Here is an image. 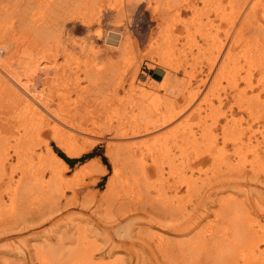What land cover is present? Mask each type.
Segmentation results:
<instances>
[{"label": "bare ground", "instance_id": "6f19581e", "mask_svg": "<svg viewBox=\"0 0 264 264\" xmlns=\"http://www.w3.org/2000/svg\"><path fill=\"white\" fill-rule=\"evenodd\" d=\"M140 1L150 0H0V112L8 114V117L5 118L0 116V206L4 205L7 210L11 211H4L10 215L11 219L7 220L8 222L1 218L3 216L0 217V239L7 240L11 237L12 231L21 232L29 230L34 227L33 225L42 224L48 218L45 213L52 214L64 207L81 205L95 214L100 210H103L105 214L111 213V211L117 212L115 216L112 215L113 212L109 214L113 218L115 217L110 220V223L113 224L117 223L120 217L125 219L133 213H144L150 216L149 219L140 218L145 220L147 227L150 225L149 228L155 227L165 233L140 235L147 228L140 229L133 234L127 231L128 234L129 232L132 234L133 240L130 241V246L138 245L137 248L139 247L138 250L141 254L144 253V246L150 249L156 264H164L167 261L174 264H200L201 256L206 260V264H225L227 260L231 261L229 264H238L240 260L233 251L232 241L235 238L243 237L242 228L244 227L239 224V216L236 214L238 204L234 203L235 200L232 202L233 205L226 204L229 205V208H225L228 209L227 212L222 211L232 215L230 224H228L231 228L229 227L223 236L207 238L198 232L199 235L192 233L186 238L185 234L182 239H177V236L180 235L178 233L181 223L184 222L183 218L178 215L180 212H177L181 209L176 207L181 198L177 199V205L170 212V203L172 204L173 201L169 203L170 199L164 198L167 195L164 197L161 195L163 197L161 198L158 196L160 194H157L156 197V194L152 196L151 192H147L144 193V197L137 195L138 197L134 198L132 193L134 190L140 191L154 186L153 181H149L151 177L148 172V163H145L147 155L143 156V150L150 157L153 165L151 169L155 171V178H160L161 183L164 181V187L174 192V197L179 186L174 184L176 181L170 182L168 178L163 177L161 169L163 162L168 158L171 167L176 165L173 164V160L177 159V155L174 153L171 155L173 149L182 154L186 149L198 148V150L201 149L209 154L208 158V156L200 155L203 152H195L194 156L197 157L187 159L189 169H194L199 163L207 161L212 166L215 164L228 165L231 160L229 157L235 154L234 158L238 167L234 168V173L223 172L220 166L218 176L209 177L210 183L216 179L214 184H219L221 188L225 183L238 181L236 179L240 177L243 180L245 171L240 164L244 161L242 156L247 150L249 153L252 152L253 158L260 161L261 156L258 157V149L264 146L262 134L264 128V100H262V93H264V0H190L185 2L184 8L188 6L191 8L189 11L192 12L196 9L195 12H202L205 15L203 18L199 13L196 14L197 16L193 18L194 21L192 18V20L190 19L191 23L189 19V22L181 21L183 29L186 31V35L183 37L186 38L183 43L185 48L190 52L196 49L194 53H191L192 60H198L197 57L200 54L207 61L206 68L208 70L205 79L200 77L201 75L195 74V62L193 67L190 64L191 67L189 66L190 69H188L183 66L186 59L181 61L179 58L175 61L174 56H170L173 49L168 53L166 51L168 48L161 47L160 49L150 44L147 47L144 44L147 37L143 40V35L151 32L150 30L153 28H158L159 34H167V37L176 35L175 31L181 29L177 25L179 12L183 8L182 4L179 5L181 0H168L169 4L166 3V0H153L154 4L166 3L163 5L166 7H160L162 13H160L159 20L156 19L159 22L155 19V22H152V20L143 17L145 21L142 22L146 34L142 33L145 29L142 30L141 27L142 31L138 30L134 35L131 33L127 14L131 15L136 4ZM199 2L201 6H199ZM132 6L135 7L132 9ZM156 7L155 5L152 7L153 11ZM107 11L113 12V15L108 14L115 22L109 28H106L103 23L108 20ZM72 22H79L81 26H86L89 32L86 40L78 41L67 35L66 27ZM102 26L105 28L103 29ZM199 37L201 39L198 42L196 39ZM174 39L177 40V38H172V42ZM171 40H168L169 43ZM156 42L158 41L156 40ZM179 45L177 43V47ZM171 47L174 48L175 45L171 44ZM134 48L138 49V53L145 50L143 52L145 56L142 55L143 59L147 57L152 59L154 64L160 62L164 64L165 67L161 68L164 71L161 80H156L154 78L156 75H149L146 83H143L144 81L138 83L141 74V60L140 58L132 60V56L136 52ZM178 50L179 52L183 51L182 45ZM132 52L133 55H131ZM42 54L46 55L42 56ZM82 56H88V59L80 60ZM38 61L44 67L43 73L42 69L39 71L41 74L35 67ZM98 62L99 65H97ZM179 66L183 68L182 76L188 74L187 80L182 81L178 76ZM46 79H49V83L42 87ZM192 80H195L197 87L193 85ZM201 83L205 85V88L203 87L202 92H198ZM207 88L208 90L205 91ZM196 94H200L201 98H204V104L196 102L198 99ZM31 97L33 98L31 99ZM36 99L39 100L37 107L32 103ZM4 101L10 104L4 103L3 106ZM235 114H238L237 118L234 117ZM243 115H246L247 118L245 119ZM194 118L197 120L193 121ZM250 119H254L259 124L261 139L254 137V130L250 135L245 136L246 127L244 124ZM191 120L193 123H190ZM43 136H49V140L43 142ZM95 144H103L105 154L110 157V163H112V174L107 178L105 186L101 189H93L99 183L97 176L102 169V175L106 171V168L96 157L77 164L73 179H64L69 167L65 163L66 159L61 155L65 153L75 158L90 153ZM37 146L39 147L38 151ZM169 151L172 152L169 154ZM48 155L50 156L48 163L43 161L42 164L35 165L34 160L41 161ZM57 157H60V160ZM67 160L69 159L67 158ZM89 162V167L92 168L88 171H96L94 167L98 166L97 181L94 180V176L84 183L85 180L78 179V175L89 168L87 166ZM117 163L116 168H119L116 171L114 167ZM181 163L180 160L178 164ZM133 164H136L135 168L138 167L139 172H137L138 170L127 172L128 166ZM183 166L181 165L180 168L183 169ZM17 168H19L18 175L14 177ZM46 168L49 172L47 180L44 179ZM80 168L82 171L79 170ZM180 168L178 167V169ZM182 169L178 174H181ZM208 169L210 170V167ZM172 172L169 171V173ZM206 175L208 174L206 173ZM180 176L183 178L182 174ZM189 176L191 175L188 174ZM80 178L82 177L80 176ZM116 178L122 179L119 181L120 183L118 182L120 188L116 186L118 181H115ZM196 178L192 179L196 180ZM255 179L257 180V178ZM203 181L205 182V180ZM82 182L87 189L84 188V190L82 189L83 185H79ZM193 186L192 183L191 187ZM197 186L199 185L193 188L199 191ZM229 186L233 187L230 184ZM65 187H69L70 196L66 195ZM257 190L259 191V189ZM189 191L190 189L188 193L191 194ZM194 192L196 193V191ZM119 195L120 199H118ZM172 196L170 195V197ZM4 198L7 199V204H5ZM41 198L43 202L47 199L49 204H44L43 207L39 205ZM176 198L178 197L176 196L174 200ZM31 199L39 200V206L36 207L35 204L30 203ZM78 199H81L80 202H76ZM219 200L217 199V202ZM86 201L89 202L86 203ZM89 203H96L95 208L92 207L94 204L90 206ZM204 203L207 202L204 201ZM30 204L34 205V208L31 206L32 209H30ZM29 210L31 217L22 215L27 211L29 213ZM1 211L3 212V210ZM230 211L232 212L230 213ZM14 212L21 215V219L19 222L16 221L17 223L15 220L20 216L16 215V219H14ZM26 217H29L27 218L30 220L29 222L24 219ZM105 217L107 216L105 215ZM128 220H131L130 222L136 224L137 227L141 225L135 217L130 216ZM254 223L248 222L247 224L246 230L251 235H255L257 227H259L257 219L254 220ZM194 225L196 226V224ZM7 226L8 228H6ZM81 226L71 224L67 230L62 229L65 232L57 228L58 231L55 234L51 233L53 236L45 234L42 240L40 238L41 243L39 244L38 240L33 244L25 243V246L27 244L26 250L20 249L18 243L14 247L7 245L11 251L14 248L17 249L16 253L19 254L18 257L22 259V262L27 256L32 261L35 255L38 257V253L43 255L42 257H44V253L50 255L54 249H57L59 255L69 261L74 260L72 259L73 254L77 260L83 258L82 264H98L99 259L102 260L105 256L114 254L116 245L110 241L109 234H103V239L106 236L104 245H100L97 243L98 241L95 242L92 240L94 238L90 239L88 236L85 240L87 241L86 245L81 247L77 244L82 243L81 240L84 241L79 233L82 232ZM197 226L199 227L198 224ZM192 229L190 228V230ZM36 233H39V230L35 231ZM36 237L39 238L38 235ZM79 237L81 238L80 242ZM55 240L58 245L52 247L53 244L55 245ZM66 240H69L72 245L70 246L69 243L66 245ZM261 240L252 239L248 245L250 256L243 259L244 264H264L263 236ZM260 243H263L262 248H259ZM153 245L155 248H152ZM177 245L178 247H175ZM104 246V253L99 257L94 256V252L102 251ZM137 248H134L135 255L139 253ZM42 249L47 251L42 252ZM9 250L6 252L7 255L12 253ZM8 257L5 258L8 259ZM249 258L252 260L248 261ZM135 259L139 261V259ZM143 262L146 263V261ZM4 263L6 264V262L2 264Z\"/></svg>", "mask_w": 264, "mask_h": 264}, {"label": "rangeland", "instance_id": "374dc122", "mask_svg": "<svg viewBox=\"0 0 264 264\" xmlns=\"http://www.w3.org/2000/svg\"><path fill=\"white\" fill-rule=\"evenodd\" d=\"M165 1V0H164ZM187 1H190V0H181V2L179 3V5L180 4H182V6H183V8H182V11H180L179 12V18H177V25H179V27L181 28V29H177L176 31H175V34L176 35H178L177 37H174V36H176V35H174V36H168L167 37V34L165 35H163V34H159V31H158V28L157 29H152V30H150L151 32H149V33H147L146 34V29H145V27H144V25H143V22L142 21H145V19L147 18V19H149V20H152V22H155V20L158 18V20H159V16H160V13H162V9L160 8V7H166V6H163V5H165L167 2H168V4H169V1L168 0H166V3L165 2H163L164 4H162L160 1V3H157V4H154L153 3V0H150V1H144V2H138L137 4H136V7L135 6H132V9L135 7V10L133 11V13L131 14V15H129V14H127L128 15V17H127V20H129V24H130V27H131V33L132 34H134V35H136L137 34V31L139 30V32L140 31H142V30H144V31H142V33H144V34H146V35H143L144 37H143V40H144V44L147 46H149V44L150 45H155L157 48H160L161 49V47L163 48H168L166 51L168 52V53H170L172 50L171 49H173V51L170 53V56H174L173 58H174V60L175 61H177L179 58H181L180 60L182 61V59H186L185 60V64H183V66H185L186 68H188V69H190L189 68V66L191 67V65H192V67H193V65L195 66V69H194V71H195V74L197 75V76H200V77H202L203 79H205L206 77H207V61H206V59H205V57L204 56H202V55H198V60H192V58H191V53H194L195 51H196V49H193V52H190V51H188V49L187 48H185L186 46H184V39L186 40V38H183V37H185V35H186V31H185V29H183V23H181V21L182 22H189L190 21V23H191V20L193 19V18H195L197 15H198V13H199V15L201 16V17H203V18H205V15H204V13L202 14V12H198V11H196L195 12V10H192V12L191 11H189V10H191V8H189L188 6L186 7V8H184V6L186 5V3H187ZM150 2H151V4H150ZM186 2V3H185ZM199 4V6H201V3L199 2L198 3ZM147 5V6H146ZM155 5V7L157 8V10L155 11V9H154V11H153V6ZM158 6H159V8H160V10H159V8H158ZM146 7V8H145ZM150 7H151V9H150ZM199 8V7H198ZM137 10V11H136ZM149 10V11H148ZM151 10V11H150ZM153 11V12H152ZM194 11V12H193ZM131 12V11H130ZM135 12V13H134ZM112 14L113 15V12L111 13L110 11H107L106 12V15H107V17H108V20H106V21H103V23L105 24V27L106 28H109V27H111V24H113V23H115L114 21H112L113 19L112 18H110L109 17V14ZM191 13H193V15L195 14V16H193V15H191L190 16V14ZM201 13V14H200ZM154 14H155V16H154ZM159 14V15H158ZM197 14V15H196ZM147 15V16H146ZM181 15V16H180ZM157 16V17H156ZM183 16V17H182ZM143 17H145V19L143 18ZM152 17V18H151ZM180 17H182L181 19H180ZM133 18V19H132ZM143 18V19H142ZM192 18V19H191ZM155 19V20H154ZM188 19H189V21H188ZM191 19V20H190ZM158 20H156V21H158ZM195 19H193L192 21H194ZM133 22V24H132V22ZM159 22V21H158ZM158 22H156V23H158ZM137 24V25H136ZM141 24V25H140ZM140 25V26H139ZM104 26H102V28L104 29L105 28ZM136 27V28H135ZM143 29H142V28ZM139 28V29H138ZM66 29H67V35L69 36V37H74L75 39H77L78 41L79 40H86L87 38H88V34H89V32H88V30H87V28H86V26H81V24L79 23V22H72V23H70V24H68L67 25V27H66ZM140 29H142V30H140ZM134 31V32H133ZM138 32V33H139ZM154 32V33H153ZM157 34H156V33ZM185 33V34H184ZM150 36H149V35ZM181 34V35H180ZM159 35V36H158ZM67 36V37H68ZM154 38H153V37ZM157 36V37H156ZM163 36V37H162ZM164 36H166V37H164ZM159 37V38H158ZM196 37H198V36H196ZM151 38V39H150ZM167 38H169V39H167ZM172 38H177V40L176 39H174L173 40V42H172V40L171 39ZM154 39V40H153ZM170 41L171 40V43H169V41H168V43H167V41ZM200 37L199 38H197L196 40H198V42L200 41ZM149 42H148V41ZM156 40L158 41V42H156ZM179 40V41H178ZM146 41V42H145ZM153 41V42H152ZM165 41V42H164ZM182 42V44H181V42ZM152 42V43H151ZM155 43V44H154ZM167 43V44H166ZM177 43H179L180 45H182V52H179V50H178V48H179V46L177 47ZM166 44V45H165ZM169 44V45H168ZM171 44L172 45H175V47L177 48H172L171 47ZM157 45H159V46H157ZM163 45H165V46H163ZM147 46V47H148ZM168 46V47H167ZM184 46V47H183ZM170 48V49H169ZM134 50L136 51V52H132L131 53V55H133L132 56V60L133 59H137V58H140V60H141V66H140V77H139V81H138V83H142L143 81V83H146V81L149 79L148 78V76L149 75H151V76H155L154 78L156 79V80H161V77H162V75L164 74V71L163 70H161V68H164L165 66H164V64H162L161 62L160 63H153V60L152 59H149V58H145V59H143L144 57L143 56H145V55H143L144 53V51L145 50H143V52H141L140 51V53H138V49L137 48H134ZM169 50V51H168ZM138 53V54H137ZM183 53V54H182ZM188 53V54H187ZM46 54H48V52H46ZM46 54H42V56H44V55H46ZM138 55H140V56H138ZM143 55V56H142ZM164 55V54H163ZM179 55H181L180 57H179ZM183 55V56H182ZM135 56V57H134ZM138 56V57H137ZM87 57V58H86ZM85 60V59H88V56H82V58H80V60ZM60 60H62V58H60ZM146 61V62H145ZM147 62H149L150 64H152V65H150L149 63H147ZM195 62V63H194ZM194 63V64H193ZM39 63V61H38V63L35 65V67H36V69L38 70V73L39 74H41V72H39L40 71V69H42V73H43V69H44V67H42V65ZM100 63L98 62L97 63V65H99ZM154 64V65H153ZM176 64V63H175ZM191 64V65H190ZM96 65V66H97ZM176 65H178V63L176 64ZM38 66H40V67H38ZM204 66V67H203ZM160 67V68H159ZM46 68V67H45ZM200 68H201V70H200ZM49 69V68H48ZM183 68H181L180 66H179V68H178V76L182 79V81L183 80H187L188 78H189V76H188V74H185L184 76H182V74H183V70H182ZM199 69V70H198ZM200 72V73H199ZM158 75V76H157ZM187 76V77H186ZM192 78V77H191ZM180 79V80H181ZM195 80H192V82H193V85H195L196 87L198 86V85H196L195 84V82H194ZM222 82H225L224 80H222ZM48 83H49V79H46V82H45V84L42 86V87H44V86H47L48 85ZM156 83V82H155ZM203 83V82H202ZM199 84V88H198V92H202L203 90H204V88H205V85L204 84ZM85 84V83H84ZM245 85V84H244ZM196 87H195V90H196ZM204 87V88H203ZM47 88V87H46ZM208 90V88L207 89H205V91H207ZM32 93H36V92H33V91H31ZM46 92H47V90H46ZM264 92V91H263ZM251 93V92H250ZM250 93H249V95H250ZM196 96H197V101L196 102H198L199 104H204L205 103V101H204V98L202 99L201 98V96H200V94H196ZM33 97H31V99H32ZM262 100H264V93H262ZM252 100V99H251ZM250 100V101H251ZM249 101V102H250ZM4 103H8V102H3V106H4ZM32 103H34V105L33 106H38L39 105V100H33L32 101ZM8 104H10V103H8ZM38 104V105H37ZM5 105H7V104H5ZM8 106V105H7ZM4 110V109H3ZM11 115H13V114H11ZM38 115V114H37ZM0 116L1 117H3V118H5V117H8V114L5 112V113H2V112H0ZM244 116V118L246 119L247 117H246V115H243ZM195 117V116H194ZM235 118H237L238 117V114H235V116H234ZM193 121L194 120H197L196 118H194V119H192ZM192 120L190 121V123H193L192 122ZM253 120V121H252ZM251 123V124H250ZM259 124H257V122L254 120V119H250L247 123H245L244 124V126L246 127V134H245V136H248V135H250V133L254 130L255 132H253L254 133V137H260L262 134H263V136H264V128L262 129V134L260 135V128H258L259 126H258ZM261 128L263 127V126H260ZM254 128H257V129H254ZM163 130H164V128H163ZM257 131V132H256ZM262 137H260V139H261ZM42 139H43V142L46 140V141H48L49 140V136H43L42 137ZM48 139V140H47ZM104 142L106 141V139L105 140H103ZM263 144H264V141H263ZM41 145H43V144H41ZM40 145V146H41ZM36 149H37V151H38V149H39V147L37 146L36 147ZM203 152V154H200L201 156H208L209 154H207V152L205 153L204 151H202L201 149H199L198 150V148H189V149H186V150H184V153H182V154H180V151H178V150H176V149H173V152L172 151H169V154H170V152H172V154L171 155H173V153L174 154H176L177 155V159L176 160H173L174 161V165L175 166H173V167H171L170 165V163L168 162L169 161V158L166 160L165 159V161L163 162V167L161 168L162 169V173H163V177H166V178H168V180L171 182L172 180H174V181H176V182H174V184H177L178 186H179V190H178V192L176 193V196L178 197V198H176V200H174V198L176 197H174V192H171V191H169L168 189H166V187H164V184L163 183H165L164 181L161 183V179L160 178H155L156 177V175H155V171H153L151 168H152V163H151V161H150V157H149V155L148 154H146L145 153V151L143 150L142 152V154H143V156L144 155H147L146 156V162L145 163H148L147 164V166H148V169H149V174H150V179H149V181L151 182V181H153L152 183L154 184V186H151V187H148L147 189L146 188H144V189H142V190H140V191H136V190H134L133 191V193H132V197H138V196H142V197H144V193H147V192H151L152 193V196H155L154 194H156V197H157V194H160V195H158V196H160L161 198H163L165 195H167V196H165L164 198H166L167 200H169V203L170 202H172L173 201V203L175 204H171L170 203V207H169V211L171 212V211H173V210H171V209H173V207H175L176 205H177V199H179L180 200V198H181V200L179 201V202H181V203H179L178 202V205L176 206V207H179L181 210H179V211H177L179 214V216L181 217V218H183L182 220H184V222H182L181 223V226H180V230H179V233H178V235L179 236H177L176 238L177 239H182V236H184L185 234V236L184 237H186L187 238V236L189 237V235L191 236L192 235V233L194 234H198V232L200 233V235H204L205 237H207V238H209V237H217V236H223L228 230H229V227H230V225L228 226V224H230V219L232 218V215H229V213H224V212H222V211H228V209H225L226 207L227 208H229L228 206L231 204V205H233L232 204V202L234 201V203H237L238 204V211H237V216H239V224H240V226H242V227H244V228H242V233H243V237L242 238H235L233 241H232V244H233V251L237 254V256H238V259L240 260L239 261V263L238 264H244V261H243V259L246 257V259H247V257H249L250 256V253H248L249 252V250H248V245L251 243V241H252V239H254V240H257V239H260V241H262L261 240V237L263 236L264 237V146L262 147V148H260V149H258V157H260L261 156V158L259 159L260 161L258 162L257 161V159L256 158H253L252 156H251V154H252V152L250 151V153H249V150H247L246 151V153L244 154V156H242V159H244V161H242L241 162V164L240 165H242V167L244 168V178H242L243 180H241L240 178L239 179H236V180H238V181H235V182H228V183H225L223 186H222V188L221 187H219V184H214V182H215V180L216 179H214L213 181H212V183H210L211 181H210V179H209V177H211L212 175H217L218 176V172H220V166H221V170H223V172H227V173H234L233 172V170H234V168L235 167H238V165H237V163H236V159L234 158V155L233 156H230L229 157V162H228V165H221V164H215V165H211L210 164V162L209 161H207V162H201V163H199L197 166H195L194 167V169H189L190 167L188 166V164H187V159H194L193 157H197V156H194V155H196L195 154V152ZM263 152V153H262ZM185 153H187V154H185ZM62 154V153H61ZM198 154V155H199ZM200 155L198 156V157H200ZM63 158H65L66 159V162L65 163H67V165H68V167H69V170L66 172V174L64 175V179H69V180H71V179H73L74 177H75V168H76V166H77V164H79V163H81L82 161H89V159L91 160V159H94L95 157L96 158H98V160H99V162L101 163V165H103L105 168H106V171H105V173L102 175V173H103V169H102V171H101V173L98 175V172H96L97 171V168H98V166H95L94 168H95V170L96 171H94L93 169V172L92 171H88V169H90V168H92L91 166L89 167V165H90V162L89 163H87L88 165V167L89 168H86L84 171L86 172V171H88V172H83V173H81L80 175H78L79 176V178L78 179H80V180H82V179H84L85 181H84V183L85 182H88L91 178H94V176H95V178H94V180H96L97 179V177H98V181H99V183H98V185L97 186H94L93 187V189L95 190L96 188H98V189H101L103 186H105L104 184H105V182H106V180H107V178L112 174V163H110L111 161H110V157L107 155V154H105V150H104V146H103V144H95V146H93V148L91 149V152L90 153H87V154H83V155H81V156H78V157H75V158H73V157H70V156H68L67 154H65V153H63V155H61ZM139 156H140V154H139ZM181 157H182V159H181ZM185 157V159H183ZM244 157V158H243ZM58 158V157H57ZM67 158L69 159V160H67ZM72 158V159H71ZM208 158H209V156H208ZM48 159H50V156L48 155L46 158H44L43 160L41 159V161H37L36 162V160H34V162L36 163L35 165H39V163H43V161H45V163H48L49 162V160ZM59 160H60V157L58 158ZM87 159V160H86ZM252 159V160H251ZM47 160V161H46ZM149 160V161H148ZM180 160H181V164H178V162H180ZM184 160H185V163H184ZM255 160V161H254ZM262 161V162H261ZM150 163V164H149ZM254 163V164H253ZM262 163V164H261ZM170 164V165H169ZM261 164V165H260ZM118 165V163L115 165V167H114V169L117 171L118 170V168H116V166ZM181 165H184L183 166V169H182V167L180 168V166ZM135 166H136V164H133V165H129L128 166V169L129 170H127V172L129 171H131L132 172V170L133 171H135V170H138L137 172H139L140 170L138 169V167H136L135 168ZM169 166L171 167V170H170V168H169ZM187 166V167H186ZM234 166V167H233ZM259 166V167H258ZM178 167L180 168V169H178ZM201 167V168H200ZM210 167V170L208 169ZM252 167V168H251ZM256 167V168H255ZM110 168V169H109ZM172 168H174V169H172ZM178 170H177V169ZM253 168H255V169H253ZM182 169V171H183V173H182V171H181V174L183 175V178H182V176H180L181 174H178V172L180 173V171L179 170H181ZM212 169V170H211ZM252 169V170H251ZM80 171H82V168H80L79 169ZM157 170V169H156ZM160 170V169H159ZM176 170V171H175ZM195 170H197V171H195ZM259 170V171H258ZM17 172L16 173H14V177H17V175H18V171H19V168H17V170H16ZM46 172H45V180H47L48 179V177L49 176H47V175H49V172L47 171V168H46V170H45ZM158 171V170H157ZM169 171H173L172 173H169ZM175 171V172H174ZM201 171V172H200ZM256 171V172H255ZM95 172V173H94ZM159 172H161V171H159ZM190 172H193V173H190ZM212 172V173H211ZM222 172V171H221ZM90 173H92L93 175H89ZM156 173H158V172H156ZM175 173V174H174ZM206 173L208 174V175H210V176H208V175H206ZM159 174H161V173H159ZM172 174V175H171ZM186 174V176H184ZM188 174L189 175H191V176H189L188 177ZM197 174V175H196ZM204 174H205V176H204ZM73 175V176H72ZM98 175V176H97ZM67 176V177H66ZM80 176L82 177V178H80ZM97 176V177H96ZM176 176H179V177H176ZM200 176V177H199ZM73 177V178H72ZM185 177V178H184ZM196 178V177H198V178H196V180H194V179H192V178ZM207 179H206V178ZM232 177V176H231ZM246 177V178H245ZM254 177V178H253ZM260 177V178H259ZM153 178V180H151ZM170 178V179H169ZM173 178V179H172ZM185 179V180H182V179ZM187 178V179H186ZM255 178H257V180L255 179ZM128 179H130V178H128ZM155 179V180H154ZM157 179V180H156ZM75 180V179H74ZM96 180V181H97ZM118 180V181H117ZM122 179L121 178H116V180L115 181H117V184H116V186L118 187V188H120V184H118V182L119 181H121ZM159 180H160V182H159ZM203 180H205V182L203 181ZM79 182H81V181H79ZM180 182V183H179ZM185 182V183H184ZM188 182H190L191 184H187ZM263 182V183H262ZM116 183V182H115ZM120 183V182H119ZM159 183H161V184H159ZM179 183V184H178ZM192 183L194 184V186L196 187V185H199V186H197L198 187V190L199 191H197V189H195V188H193V187H191L192 186ZM203 183V184H202ZM206 183H208V184H206ZM210 183V184H209ZM163 184V185H162ZM212 184V185H211ZM228 184V185H227ZM229 184L232 186L233 185V187L235 188H233V187H230L229 186ZM79 185H83V182L82 183H80ZM140 185V184H139ZM152 185V184H151ZM203 185V186H202ZM206 185V186H205ZM208 185V186H207ZM159 186H161V187H159ZM181 186V187H180ZM221 186V185H220ZM89 187V186H88ZM116 187V188H117ZM141 186H139V188H140ZM159 187V188H158ZM183 187H185V188H183ZM237 187V188H236ZM87 189V187H85L84 185H83V187H82V189ZM181 188V189H180ZM190 189V191H191V194L190 193H188V190ZM202 188V189H201ZM84 189V190H85ZM141 189V188H140ZM163 189H164V191L166 190V192H164L163 191ZM186 189H188V190H186ZM194 189V190H193ZM205 189V190H204ZM220 189V190H219ZM250 189V190H249ZM257 189H259V191L257 190ZM84 190H82V191H84ZM218 190V191H217ZM189 191V192H190ZM194 191H196V193L194 192ZM230 191V192H229ZM243 191V192H242ZM250 191H251V193H250ZM253 191H254V193H253ZM256 191V192H255ZM258 191V192H257ZM65 192H66V195H68V196H70V189H69V187H65ZM134 192H135V194H134ZM198 192V193H197ZM203 192V193H202ZM218 192V193H217ZM139 193H141V195H139ZM164 193H166V194H164ZM199 193H200V196H199ZM211 193V194H210ZM164 194V195H163ZM190 194V195H189ZM195 194H196V196H195ZM220 194V195H219ZM226 194H231V195H226ZM255 194H257V195H255ZM112 195V194H111ZM135 195V196H134ZM138 195V196H137ZM163 197H162V196ZM170 195L172 196V197H170ZM188 195V197H186V196ZM194 195V196H193ZM208 195H210V196H208ZM218 195V196H217ZM254 195H255V197H254ZM169 196V197H168ZM180 196V197H179ZM182 196V197H181ZM190 196H193V197H191L190 198ZM198 196H199V198H198ZM208 196V197H207ZM212 196V197H211ZM215 198H214V197ZM226 196H228V197H226ZM253 196V197H252ZM219 197L221 198L220 200H219ZM225 197V199H223ZM235 197H237V198H235ZM169 198V199H168ZM233 200H232V199ZM118 199H120V195L118 196ZM172 199V200H171ZM190 200L191 202H189V201H187V200ZM194 199V200H193ZM195 199H197L196 201H195ZM210 199V200H209ZM217 199L219 200L218 202H217ZM229 199V200H228ZM236 199L238 200V202L236 201ZM4 201H5V204H7V199H3ZM35 200V201H34ZM34 200H29L30 201V203L32 202V204H35V206L36 207H38L39 205H47V204H49V202H48V200L46 199V200H44L45 202H43V200H42V198L41 199H39L40 200V202H39V200H37V199H34ZM79 200H81V199H78V200H76V202L77 201H79ZM87 200V199H86ZM263 200V201H262ZM28 201V202H29ZM35 203H34V202ZM85 201V200H84ZM199 201V202H198ZM204 201H206L207 203H204ZM226 201V202H225ZM38 202H39V205H38ZM80 202V201H79ZM89 201H86V203H88ZM101 202V201H100ZM189 202V203H188ZM194 202V203H193ZM263 202V203H262ZM36 203H37V205H36ZM185 203V204H184ZM202 203V204H201ZM222 203H224V204H222ZM229 203V205H226V204H228ZM259 203V204H258ZM32 204H30L29 206V208L30 209H32V208H34V205H32ZM94 204V205H93ZM184 204V205H183ZM195 204H196V206H195ZM208 205V206H206V205ZM210 204V205H209ZM222 204V205H221ZM89 205L91 206V205H93L92 207H94L95 205H96V203H89ZM190 205V206H189ZM193 205V206H192ZM205 206V208H204V206ZM31 206H32V208H31ZM41 206H40V208H41ZM102 206L104 207V205H103V203H102ZM102 206H100V208H102ZM186 206V207H185ZM192 206V207H191ZM211 206V207H210ZM43 207V206H42ZM46 207V206H45ZM233 207V206H232ZM0 208H2V209H0V217L1 216H3V217H1L2 219H4V220H10L11 218H9V216L10 215H8L9 213H7V212H9L10 210H7V208H6V206L4 207V205H1L0 206ZM95 208V207H94ZM183 208V209H182ZM189 208V209H188ZM221 208V209H220ZM185 209V210H184ZM225 209V210H224ZM1 210H3V212L1 211ZM99 210V209H98ZM97 210V211H98ZM183 210V211H182ZM189 210V211H188ZM4 211H7V212H5L4 213ZM91 210H89L88 208H84V207H81V205H71L70 207H64V208H62L61 210H58V211H54L52 214H50V213H45V214H47V216L46 217H48L42 224H39V225H37V226H35V225H33L34 227H32V228H30L29 230H23V231H21V232H15V231H12V235H11V237L10 238H8L7 240L5 239H0V264H2L3 262H6V264H71V262H72V264H73V262H75L74 264H82L83 262V258H78L79 260H77L76 259V257H74V255L75 254H73V257H72V255H71V257H72V259H74V260H72V259H70V260H72V261H69L68 259H66L65 257H61L60 255H59V253H58V251H57V249H54V250H52V254H50V255H48L47 253H44V257H42L43 255H39V253H38V257H37V255H35V257L34 258H36L35 260H34V258L32 259V261H30V259H28V256L26 257V259H23V262H22V259L21 258H19L18 256H19V254L18 253H16L17 251V249H15L14 248V250H9V248H8V245H13V247H14V245L15 246H17V244L16 243H18V247H20V249H22V250H26V248H27V244H33V242L34 243H36V242H38V244L39 243H41L40 242V238H41V240L43 239V236H45V234L46 235H50L51 233L52 234H55L58 230H62V229H68V226H71V224H76V225H78L79 224V226H81V228H82V232H79L80 234H81V238L82 239H84V241L83 240H81V238L79 237V242H80V240L82 241V243L80 244V243H77V244H79L81 247H83L84 245H86V242L87 241H85L86 240V237L88 236V238H90V239H92V238H94V239H92V240H94L95 242H97V243H99L100 245H104L105 244V242H106V236H105V240L102 238V237H104V235L103 234H109V236H110V241L111 242H113L115 245H116V249H115V252H114V254L113 255H111V256H105L102 260H100L99 258V260H98V264H128V263H130V264H134V263H139V264H144V262L143 261H146V263L145 264H156V260H154L153 259V256H151V253H150V249H148L147 247H145L144 246V257H143V254H141L140 252H139V247L137 248V246L135 245V244H133V245H131L130 246V241H132L133 239L131 238L132 237V234H133V232L135 233H137L140 229H145V228H147V229H145L144 230V233H141L140 235H146V234H152V233H154V234H163L162 232H164V231H161V230H158L157 228H155V227H151V228H149L150 227V225H148V227L146 226L147 225V223H145L144 221L145 220H142V218H140V217H144V219H149L150 218V216H147V215H145L144 213H138V214H130V216H132L133 218L135 217V219L138 221V222H140V226H138L137 227V225L136 224H132L130 221L131 220H128L129 218H130V216L129 217H127V218H125V219H123V218H119V221H117V223H115V224H113V223H110V220H112V219H114L113 218V216L112 215H116L117 214V212H115V211H111V213H112V215L110 216L109 214H111V213H108V214H105V212L102 210H100V211H98V212H96V214H95V212H93L92 213V211L90 212ZM183 213H182V212ZM201 211H203V212H201ZM11 212V211H10ZM28 212V211H27ZM23 213L22 215H26V216H30L31 215V211L29 210V213ZM102 212H103V214H104V216H103V214H102ZM110 212V211H109ZM190 212V213H189ZM232 211H230V213H231ZM15 213V212H14ZM13 213V218L14 219H16V215H19L20 216V218H17L16 220H15V222L17 221V222H19V220L21 219V215H20V213H18V214H14ZM169 213V212H168ZM167 213V214H168ZM195 213V214H194ZM202 213H204V214H202ZM207 213V214H206ZM49 214H50V216H49ZM201 214V215H200ZM105 215L107 216V217H105ZM109 215V216H108ZM152 215H154V214H152ZM197 215H198V217H197ZM225 215H227V216H225ZM8 216V217H7ZM12 216V215H11ZM19 216H17V217H19ZM139 216V217H138ZM207 216V217H206ZM31 217V216H30ZM110 219H109V218ZM137 217V218H136ZM12 218V219H13ZM27 218H29V217H26V218H24V219H27ZM102 218V219H101ZM196 218H199L198 220L196 219ZM227 219V220H226ZM255 219H257L258 220V224H259V227H257V231H256V233H255V235H251L246 229H247V224H248V222H252V224L254 223V220ZM196 221V222H194V221ZM201 220V221H200ZM27 221L29 222L30 220L29 219H27ZM8 222V221H7ZM14 222V224H16ZM129 223V225H128V223ZM198 222V223H197ZM200 222V223H199ZM104 223V224H103ZM133 225H131V224ZM193 223V224H192ZM81 224V225H80ZM194 224H196V226L194 225ZM197 224L199 225V227L197 226ZM255 224V223H254ZM83 225H84V227H83ZM194 227H193V226ZM128 226H130V227H128ZM134 226H136V227H134ZM143 226V227H142ZM192 226V227H191ZM61 227V228H60ZM6 228H8V226L6 227ZM57 228H58V230H57ZM130 228V229H129ZM190 228L192 229V228H194V229H192V230H190ZM198 228V229H197ZM200 228H202V229H200ZM231 228V227H230ZM132 229V230H131ZM39 230V233H36L35 234V231H38ZM64 230H62L63 232H65ZM91 230V231H90ZM115 230V231H114ZM130 231V232H132V234L129 232V234H128V231ZM187 230V231H186ZM245 230H246V233H247V235H246V237H245ZM41 231V232H40ZM43 231V232H42ZM84 231V232H83ZM127 231V232H126ZM54 232V233H53ZM160 232V233H159ZM181 232V233H180ZM188 232H189V234H188ZM28 233V234H27ZM43 233V234H42ZM85 233V234H84ZM89 233V234H88ZM165 233V232H164ZM32 234V235H31ZM40 234H42V237H40ZM51 234V236H53ZM85 235V237H84V235ZM36 235H38L39 236V238L38 237H36ZM76 235H78V234H76ZM75 235V236H76ZM199 235V234H198ZM239 235V234H238ZM18 236V237H17ZM25 236V237H24ZM34 236V237H33ZM78 236H80V235H78ZM83 236V237H82ZM239 236H241V235H239ZM26 237H27V239H26ZM35 240H33L32 238ZM92 237V238H91ZM27 240H25V239ZM87 238V239H88ZM20 239V240H19ZM102 239V240H101ZM19 240V241H18ZM33 240V241H32ZM38 240V241H37ZM91 240V241H92ZM104 240V241H103ZM24 241H26V242H24ZM29 241H30V243H29ZM67 242H66V245H68V243H69V245L71 246L72 244H71V242H69V240H66ZM85 242V243H84ZM90 242V241H89ZM93 242V241H92ZM25 243H27L26 244V246H25ZM51 243H53V242H51ZM54 243H55V245L53 244V246L52 247H56L58 244L56 243V240L54 241ZM84 243V244H83ZM153 243V242H152ZM8 244V245H7ZM57 244V245H56ZM83 244V245H82ZM78 245V246H79ZM7 246V248H4V247H6ZM133 246V247H132ZM135 246V247H134ZM23 247V248H22ZM175 247H178V245L177 246H175ZM182 247V246H181ZM263 247V243H260L259 244V248H262ZM104 248H105V246L103 247V249H102V251H96V252H94V256H96V257H99L100 255H102L104 252ZM133 248V249H132ZM134 248H137V250H138V254L137 255H135V252H134ZM152 248H155V246L153 245V247ZM5 249V250H4ZM7 250H9L10 251V253L12 254V257H11V254H9V255H7V253L6 252H8ZM45 250L46 249H42L41 251L42 252H45ZM180 250V249H179ZM47 251V250H46ZM41 252V254H43ZM199 254V253H198ZM4 255H5V257H7V256H9L8 257V259H6L5 257H4ZM141 255H142V257H141ZM3 256V257H2ZM129 257V258H128ZM140 257V258H139ZM252 257V256H251ZM40 258V259H39ZM135 258H137V259H139V261L138 260H136ZM172 258H174V259H176L175 257H172ZM185 258H186V255H185ZM125 259V260H124ZM199 259H200V255H199ZM261 259H262V257H261ZM6 260V261H5ZM76 260V261H75ZM127 260V261H126ZM204 260V261H203ZM249 260H252V258L250 259H248V261ZM3 261V262H2ZM78 261H80V262H78ZM131 261V262H130ZM140 261H142V262H140ZM264 261V260H263ZM10 262V263H9ZM33 262V263H32ZM127 262V263H126ZM150 262V263H149ZM229 262H231V261H226V263L225 264H229ZM137 263V264H138ZM166 264H174V263H172V262H170V261H167V262H165ZM164 263V264H165ZM250 263H251V261H250ZM5 264V263H4ZM200 264H206V260L205 259H203L202 258V256H201V261H200ZM231 264V263H230ZM233 264V263H232Z\"/></svg>", "mask_w": 264, "mask_h": 264}]
</instances>
